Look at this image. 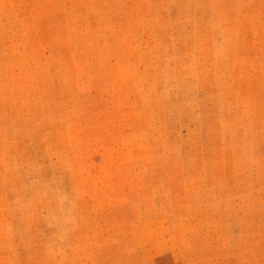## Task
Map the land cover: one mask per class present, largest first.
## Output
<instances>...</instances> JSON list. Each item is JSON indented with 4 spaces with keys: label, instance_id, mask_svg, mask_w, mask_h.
I'll return each instance as SVG.
<instances>
[{
    "label": "rangeland",
    "instance_id": "1",
    "mask_svg": "<svg viewBox=\"0 0 264 264\" xmlns=\"http://www.w3.org/2000/svg\"><path fill=\"white\" fill-rule=\"evenodd\" d=\"M0 264H264V0H0Z\"/></svg>",
    "mask_w": 264,
    "mask_h": 264
}]
</instances>
